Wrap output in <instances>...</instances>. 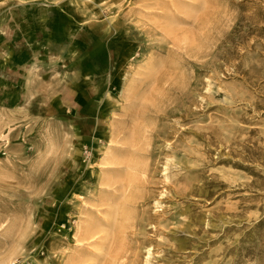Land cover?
<instances>
[{
	"label": "rangeland",
	"instance_id": "rangeland-1",
	"mask_svg": "<svg viewBox=\"0 0 264 264\" xmlns=\"http://www.w3.org/2000/svg\"><path fill=\"white\" fill-rule=\"evenodd\" d=\"M0 264H264V0H0Z\"/></svg>",
	"mask_w": 264,
	"mask_h": 264
}]
</instances>
